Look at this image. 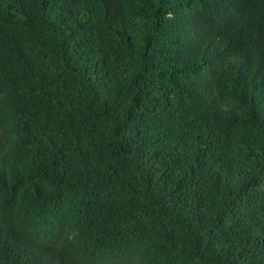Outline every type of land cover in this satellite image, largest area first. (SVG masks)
Wrapping results in <instances>:
<instances>
[{
  "label": "trees",
  "instance_id": "trees-1",
  "mask_svg": "<svg viewBox=\"0 0 264 264\" xmlns=\"http://www.w3.org/2000/svg\"><path fill=\"white\" fill-rule=\"evenodd\" d=\"M0 264H264V0H0Z\"/></svg>",
  "mask_w": 264,
  "mask_h": 264
}]
</instances>
